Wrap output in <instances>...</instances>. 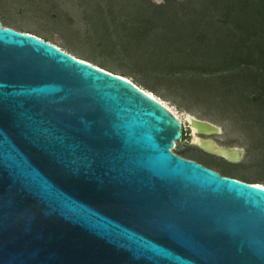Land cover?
<instances>
[{
	"label": "water",
	"instance_id": "water-1",
	"mask_svg": "<svg viewBox=\"0 0 264 264\" xmlns=\"http://www.w3.org/2000/svg\"><path fill=\"white\" fill-rule=\"evenodd\" d=\"M182 135L127 79L0 21V264H264V184L176 155Z\"/></svg>",
	"mask_w": 264,
	"mask_h": 264
},
{
	"label": "rangeland",
	"instance_id": "rangeland-1",
	"mask_svg": "<svg viewBox=\"0 0 264 264\" xmlns=\"http://www.w3.org/2000/svg\"><path fill=\"white\" fill-rule=\"evenodd\" d=\"M241 3L0 0V21L101 70L129 78L164 100L186 127L175 154L221 175L264 183L262 78L257 67L231 60L239 40L232 21L246 24ZM189 117L217 126L220 133H195ZM196 137L238 150L239 162L207 153L195 144Z\"/></svg>",
	"mask_w": 264,
	"mask_h": 264
},
{
	"label": "trees",
	"instance_id": "trees-1",
	"mask_svg": "<svg viewBox=\"0 0 264 264\" xmlns=\"http://www.w3.org/2000/svg\"><path fill=\"white\" fill-rule=\"evenodd\" d=\"M252 7H256L255 12L250 11ZM241 8L243 15L246 17V24L241 19L232 21L234 30L239 32V40L236 50L231 55V60L233 64L240 61L244 66H248L246 68L257 67V73L261 76V82L263 83L260 90L264 93V0H242ZM225 13L227 18H230L228 11H225ZM247 39H250L251 42ZM243 181L247 182L246 180Z\"/></svg>",
	"mask_w": 264,
	"mask_h": 264
},
{
	"label": "bare ground",
	"instance_id": "bare-ground-1",
	"mask_svg": "<svg viewBox=\"0 0 264 264\" xmlns=\"http://www.w3.org/2000/svg\"><path fill=\"white\" fill-rule=\"evenodd\" d=\"M120 77H123V76H120ZM127 80L130 81L131 83H133L135 86H137L129 78ZM137 87H139V86H137ZM139 89H141L142 91H144L145 93H147L148 95H150L151 97H153L154 99H156L158 102H160L161 104H163L165 107H167L179 119V121L182 123L183 127H185V124L180 119V117L176 114V112L173 109H171V107L164 100L160 99L159 97L155 96L153 93L148 92V91H146V90H144V89H142L140 87H139ZM189 121L192 124L191 125L192 129L195 131V133H198L196 121H199V120H197V119H195L193 117H189ZM208 124H210V123H208ZM208 124H204L203 127H202L203 132H204V135H212V134L217 135V134L220 133V129L217 126H215L213 124H210L211 125L210 126ZM195 142H196L195 144L197 146L203 148L209 154H212V155H216V156L225 158L226 160H227V158L229 159V155L228 154H230V157L232 158V160L230 162H233V163L239 162V159H240V156L241 155L238 152H235V150L233 152L229 153L228 150H231V149L225 148L227 150L225 151V153H222L223 152L222 149L224 147L223 148L222 147H219L218 145H216L215 143H213L210 140H204V139H201V138L196 137L195 138ZM233 155L237 157L236 160L234 159Z\"/></svg>",
	"mask_w": 264,
	"mask_h": 264
},
{
	"label": "flooded vegetation",
	"instance_id": "flooded-vegetation-1",
	"mask_svg": "<svg viewBox=\"0 0 264 264\" xmlns=\"http://www.w3.org/2000/svg\"><path fill=\"white\" fill-rule=\"evenodd\" d=\"M15 30V29H14ZM17 31V30H16ZM202 139V138H201ZM177 155V154H176ZM178 156H180V155H178ZM180 157H182V156H180ZM186 159V158H185ZM187 160H189V159H187ZM194 161V160H193ZM195 162H197V161H195ZM198 163H200V162H198ZM201 164V163H200ZM202 165V164H201ZM212 170H214V171H216L215 169H212ZM237 179V178H236ZM239 180V179H238ZM242 181V180H241Z\"/></svg>",
	"mask_w": 264,
	"mask_h": 264
},
{
	"label": "built area",
	"instance_id": "built-area-1",
	"mask_svg": "<svg viewBox=\"0 0 264 264\" xmlns=\"http://www.w3.org/2000/svg\"><path fill=\"white\" fill-rule=\"evenodd\" d=\"M4 28V27H3ZM183 132H184V127H183ZM182 138H184V135H183V137ZM176 149V146L174 147V149H171L173 152H174V150ZM175 153V152H174Z\"/></svg>",
	"mask_w": 264,
	"mask_h": 264
},
{
	"label": "crops",
	"instance_id": "crops-1",
	"mask_svg": "<svg viewBox=\"0 0 264 264\" xmlns=\"http://www.w3.org/2000/svg\"><path fill=\"white\" fill-rule=\"evenodd\" d=\"M14 29V28H13ZM25 33H29V32H25Z\"/></svg>",
	"mask_w": 264,
	"mask_h": 264
}]
</instances>
